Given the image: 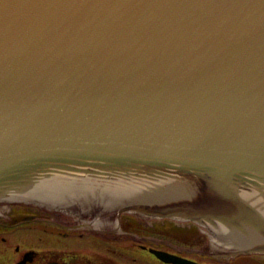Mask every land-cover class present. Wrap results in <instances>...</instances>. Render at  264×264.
Returning a JSON list of instances; mask_svg holds the SVG:
<instances>
[{
    "label": "water",
    "instance_id": "water-1",
    "mask_svg": "<svg viewBox=\"0 0 264 264\" xmlns=\"http://www.w3.org/2000/svg\"><path fill=\"white\" fill-rule=\"evenodd\" d=\"M0 203L264 255V0H0Z\"/></svg>",
    "mask_w": 264,
    "mask_h": 264
},
{
    "label": "flooded vegetation",
    "instance_id": "flooded-vegetation-1",
    "mask_svg": "<svg viewBox=\"0 0 264 264\" xmlns=\"http://www.w3.org/2000/svg\"><path fill=\"white\" fill-rule=\"evenodd\" d=\"M211 241L205 229L190 222L0 203V264H173L156 252L188 264H264L260 254L209 256Z\"/></svg>",
    "mask_w": 264,
    "mask_h": 264
},
{
    "label": "rangeland",
    "instance_id": "rangeland-1",
    "mask_svg": "<svg viewBox=\"0 0 264 264\" xmlns=\"http://www.w3.org/2000/svg\"><path fill=\"white\" fill-rule=\"evenodd\" d=\"M106 256H112L111 254H108L107 252H106Z\"/></svg>",
    "mask_w": 264,
    "mask_h": 264
}]
</instances>
